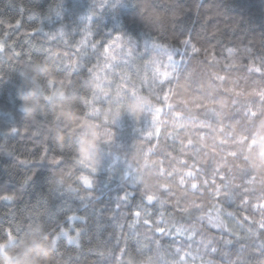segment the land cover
Segmentation results:
<instances>
[{"label":"trees","instance_id":"16d2710c","mask_svg":"<svg viewBox=\"0 0 264 264\" xmlns=\"http://www.w3.org/2000/svg\"><path fill=\"white\" fill-rule=\"evenodd\" d=\"M111 3L0 0V241L15 247L18 238L38 232L40 223L56 238L61 229L69 230L73 219L75 231L70 234H78L77 242L56 238L60 264H174L185 252L190 253V264H264V233L258 227L264 214L252 207L264 202V167L253 165L258 151L264 163V147L249 143L264 128V102L254 95L264 90V0H121L115 7ZM185 39L188 45L181 43ZM193 46L199 51L193 53ZM177 48L186 51L183 60L198 76L196 87L215 97L214 127H224L230 137L224 152L218 130L197 134L187 121L163 115L162 122L158 117L134 120L125 115L105 127L104 163L93 173L76 163L71 145L61 149L53 143L50 116L30 120L19 111V71L31 62L54 60L58 68L50 86L75 90L87 118L93 108L107 104L100 103L101 88L114 107L123 103L116 92L122 80L156 98L146 86L141 88L140 80H162L165 72L171 74L173 62L181 59ZM205 60L218 61L229 72L214 67L200 74ZM214 73L224 79L213 78ZM249 108L254 115L241 119L237 110ZM226 153L231 155L225 158ZM141 162L153 176L150 189L128 167ZM217 165L234 177L229 185L232 200L223 194L209 198L203 170L210 181ZM125 172L129 178L122 181ZM61 174L70 177L72 190L53 184V177ZM83 175L92 187L83 184ZM194 182L199 187L194 188ZM9 196L11 200L4 198ZM145 219L159 223L161 230H194L173 232L172 244L159 233L153 235ZM218 220L224 221L223 239L231 241L227 248L213 245L223 261L218 255H205L200 243L205 237L195 234L203 228L207 237L219 240ZM9 232L11 239L6 238Z\"/></svg>","mask_w":264,"mask_h":264},{"label":"clouds","instance_id":"9594fccd","mask_svg":"<svg viewBox=\"0 0 264 264\" xmlns=\"http://www.w3.org/2000/svg\"><path fill=\"white\" fill-rule=\"evenodd\" d=\"M57 68L54 60L44 58L26 64L19 71L23 82L17 91L19 111L25 119L30 120L50 116L53 143L61 149L71 145L76 163L97 172L104 163L105 127L125 115L134 120L154 118L159 109L158 100L141 92L127 97L121 94L122 104L114 107L108 102L106 106L95 108L86 118L81 112L83 101L75 90L50 86ZM253 142L257 149L264 147V128L253 135L249 143ZM260 159L258 151L253 165L264 167ZM128 167L136 173L138 182L146 189L153 187L154 179L147 171V163H129ZM128 178L129 173L125 172L121 180ZM69 179L63 174L57 175L53 177V184L58 189L72 190ZM43 229L44 225L40 223L38 232L18 238L15 247L0 241V264H60L61 257L56 249L58 241Z\"/></svg>","mask_w":264,"mask_h":264},{"label":"snow or ice","instance_id":"6c2138e0","mask_svg":"<svg viewBox=\"0 0 264 264\" xmlns=\"http://www.w3.org/2000/svg\"><path fill=\"white\" fill-rule=\"evenodd\" d=\"M121 0H112V3L110 6L115 7L116 4L120 3ZM108 35H111V33H108ZM126 35V34H125ZM132 37H129V43L132 42ZM137 48L139 47V41H137ZM183 45H188L189 40L185 39L181 41ZM199 50L193 46L192 52H198ZM176 53L178 56L181 57L179 61L173 62V67L171 74L168 72L164 73V79H159L156 76H153L149 79H142L140 80L141 88L147 87V90L150 94H154L158 100L159 109L156 112V115L154 119L157 117L159 118V122H162L161 116H167L173 121L178 122H189L190 126L194 129V131L198 134L203 131H212V130H218L220 132V135L222 137V140L220 142L219 148L221 152H224V145L227 143V140L230 138L229 134L225 131L224 127L215 128L214 125H217V121L215 120L214 116L211 114L214 112V104H215V97H210L203 92L200 91L198 87H196L198 83V76L196 74H193L189 72V66L185 64L183 57L186 55V51H182L180 48L176 49ZM141 60L144 59L143 56L140 57ZM214 59V58H213ZM264 59V57H262ZM169 60H172V57H169ZM202 70L200 74L206 73L208 69L217 67L220 71H223L224 73L229 72L228 68L225 66H219V62L216 61L213 64H209L207 60H205L202 64ZM67 71V69H65ZM91 72L92 70L89 69ZM213 78L215 79H224V75H220L219 73H214ZM183 81V84L181 82ZM168 87V90L165 91V87ZM183 88L184 91H181L180 89ZM117 93L123 94L125 97L129 95H134L137 92H140V88H137L136 84L131 83L127 80H122L121 83L118 85V89L116 91ZM100 93L103 94L102 100H100V103H108L111 100V96L109 93L104 89L101 88ZM255 96L259 98L261 102H264V90H260L256 93H254ZM98 96L97 93H93V98L96 99ZM179 96L186 97L184 99H178ZM164 108H167V111H164ZM95 108L92 109V111ZM237 114L241 117V119H251V116L254 115V113H251V109L244 111L243 113H240L239 110H237ZM86 115V113H85ZM233 119H236V117H232ZM239 122V121H237ZM13 132L16 131L15 128L12 129ZM198 136V135H197ZM189 143H191V139H188ZM227 155H231V153H226L225 158ZM187 165V164H185ZM197 171H202L200 169H197ZM214 174L211 176V180L208 179V173L207 170H203L204 173V184L209 192V198L215 196L220 197L222 194L227 200H232L233 197H235L234 192L229 188L230 183L234 179V177L231 176L229 170H225L222 166L217 165L214 168ZM95 173L96 171H93ZM190 177H192L193 181H195L194 174L189 171L187 173ZM217 178H219V183H217ZM80 179L83 181V184L85 186H88L89 188L92 187L91 181L86 176L80 177ZM193 187H199L198 184L195 182L193 183ZM74 190V189H73ZM5 199L11 200L12 197H4ZM123 199V197H121ZM147 201L151 203L153 200L150 197H147ZM249 201L245 197L243 200L244 204H247ZM210 207H215V205H209ZM119 207V205H117ZM255 210L258 212L264 214V202H260L257 204L252 205ZM71 211V209H69ZM135 216H139L140 212L134 213ZM228 218H232L233 214L231 212L227 213ZM247 219V216L245 217ZM219 222L215 224V227L219 229L222 233L221 238L217 240L215 236L213 237H207L206 234L203 232V228L200 230L195 231V234L197 236L203 235L205 239L201 240V244L204 245V254L205 255H218L220 256V259L223 261L224 256L220 254V250L217 247H214L213 245H224L226 248L228 245L231 244L230 240H224L223 234H226L225 228H224V221L218 220ZM186 224L191 226L190 221H186ZM143 224L145 227H148L152 232L153 235L156 233H159L160 237H163L165 239H170V242L172 244L176 243L175 238H172V233L176 232L180 235H183L185 231H193V227H188L187 229L181 227V228H175V229H163L159 227V223L154 221H151L150 219H145L143 221ZM259 230H261L262 233H264V220L261 221V223L258 225ZM64 235H67V233H64ZM11 232L6 234V238L11 239ZM69 241L73 240L74 237L69 236ZM152 243H157L156 240H153ZM190 247V246H189ZM181 252V248L177 247L175 249V256H179ZM261 255H264V248L260 249ZM127 254V253H125ZM143 254V253H141ZM190 256V253L185 252L184 257H181L178 261H174V264H190L187 257ZM194 264V261H193ZM208 264H212L211 261L208 262ZM237 264H240L238 261Z\"/></svg>","mask_w":264,"mask_h":264},{"label":"rangeland","instance_id":"374dc122","mask_svg":"<svg viewBox=\"0 0 264 264\" xmlns=\"http://www.w3.org/2000/svg\"><path fill=\"white\" fill-rule=\"evenodd\" d=\"M168 60H169V58H168ZM70 231L71 232H73V231H75V228H74V225H73V220H71L70 221V226H69V230L68 229H61L60 230V233H59V235L57 236V237H59V236H61V237H65L68 241H69V239H68V237L69 236H71V234H70ZM64 233H69L68 235H64ZM79 233V232H78ZM56 237V238H57ZM73 237V236H72ZM77 238H78V234H77V236L73 239V240H71V241H69V242H71V243H76L77 242Z\"/></svg>","mask_w":264,"mask_h":264},{"label":"bare ground","instance_id":"6f19581e","mask_svg":"<svg viewBox=\"0 0 264 264\" xmlns=\"http://www.w3.org/2000/svg\"><path fill=\"white\" fill-rule=\"evenodd\" d=\"M49 46V45H48ZM83 176H85V175H83ZM64 191V190H63ZM99 209V208H98ZM116 209V208H115ZM29 211V210H28ZM122 211V210H121ZM103 216V215H102ZM108 218V217H107ZM84 219V218H83ZM73 220V219H72ZM74 221V220H73ZM77 221V220H76ZM83 222V221H82ZM69 223V222H68ZM14 224V223H13ZM102 224V223H101ZM51 228V227H50ZM59 230V229H58ZM69 234V233H68ZM67 234V235H68ZM59 235V234H58ZM66 239V238H65ZM99 251V250H98ZM100 252V251H99Z\"/></svg>","mask_w":264,"mask_h":264}]
</instances>
